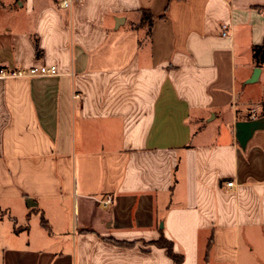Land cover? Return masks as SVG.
<instances>
[{
  "label": "crops",
  "instance_id": "obj_1",
  "mask_svg": "<svg viewBox=\"0 0 264 264\" xmlns=\"http://www.w3.org/2000/svg\"><path fill=\"white\" fill-rule=\"evenodd\" d=\"M58 1L0 0V67L58 70L0 78V264H264V0Z\"/></svg>",
  "mask_w": 264,
  "mask_h": 264
},
{
  "label": "trees",
  "instance_id": "obj_2",
  "mask_svg": "<svg viewBox=\"0 0 264 264\" xmlns=\"http://www.w3.org/2000/svg\"><path fill=\"white\" fill-rule=\"evenodd\" d=\"M141 18L138 24H135V28H146V35L147 37L151 36L152 27L154 24V15L151 11L142 9L140 11ZM36 45L38 46V41L35 39ZM39 50L37 48V53L39 54ZM253 59L255 63L260 66L264 64V41L262 44L253 46ZM41 224L46 229H50V226L48 224L47 219L44 216H41ZM21 229L24 228H15V231L18 232ZM114 243H117L119 245H129L130 243L126 242H119L114 241ZM154 245H156L159 248H163L166 250L168 256L173 260L174 264H182L184 262L185 256L183 253H180L176 251L175 244L172 240L167 238V236L164 233H161V236L153 242ZM211 245V241L209 242V246Z\"/></svg>",
  "mask_w": 264,
  "mask_h": 264
},
{
  "label": "built area",
  "instance_id": "obj_3",
  "mask_svg": "<svg viewBox=\"0 0 264 264\" xmlns=\"http://www.w3.org/2000/svg\"><path fill=\"white\" fill-rule=\"evenodd\" d=\"M73 0H59L58 4L60 8L67 9L71 6ZM223 35L227 36V25L224 26ZM58 74L57 67L55 65H35L29 68H9L0 67V78H27L36 76H54ZM80 98L79 95L75 96ZM258 113L255 109L249 111V117L255 118ZM229 187L235 186L234 182H228ZM114 198L111 194H106L103 198L99 200V203L103 206H108L112 204Z\"/></svg>",
  "mask_w": 264,
  "mask_h": 264
},
{
  "label": "rangeland",
  "instance_id": "obj_4",
  "mask_svg": "<svg viewBox=\"0 0 264 264\" xmlns=\"http://www.w3.org/2000/svg\"><path fill=\"white\" fill-rule=\"evenodd\" d=\"M254 92H257L256 89H253V93H254Z\"/></svg>",
  "mask_w": 264,
  "mask_h": 264
},
{
  "label": "water",
  "instance_id": "obj_5",
  "mask_svg": "<svg viewBox=\"0 0 264 264\" xmlns=\"http://www.w3.org/2000/svg\"><path fill=\"white\" fill-rule=\"evenodd\" d=\"M259 69L256 70V73L258 72Z\"/></svg>",
  "mask_w": 264,
  "mask_h": 264
}]
</instances>
